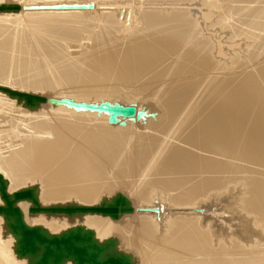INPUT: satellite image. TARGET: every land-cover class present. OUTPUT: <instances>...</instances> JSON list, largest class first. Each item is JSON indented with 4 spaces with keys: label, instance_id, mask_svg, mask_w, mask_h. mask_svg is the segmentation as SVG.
Masks as SVG:
<instances>
[{
    "label": "bare ground",
    "instance_id": "1",
    "mask_svg": "<svg viewBox=\"0 0 264 264\" xmlns=\"http://www.w3.org/2000/svg\"><path fill=\"white\" fill-rule=\"evenodd\" d=\"M149 1L0 0V264H264V0Z\"/></svg>",
    "mask_w": 264,
    "mask_h": 264
},
{
    "label": "water",
    "instance_id": "2",
    "mask_svg": "<svg viewBox=\"0 0 264 264\" xmlns=\"http://www.w3.org/2000/svg\"><path fill=\"white\" fill-rule=\"evenodd\" d=\"M19 5H1L0 8H12V9H17ZM4 90L8 91L10 94L16 95L18 98H23L24 99V103L28 106H32L35 104H39L40 102H45L47 100V98L45 96L42 95H37V94H30V93H25V92H18V91H14V90H9L4 88ZM107 103V102H106ZM101 105V103H100ZM111 109H107L108 113L110 114V119L112 118L111 116V112L116 115V116H123V117H132L136 110L135 107L133 105H128V106H123V105H119V104H112L110 105ZM117 120V119H116ZM111 121V122H117V121ZM0 192H1V197L3 199L6 200L7 204H10V200H8V196L5 192V186L4 183L0 177ZM31 196V192L30 190L26 189V190H20V191H16L14 193V199H20V198H26V197H30ZM125 203V199L122 196H118L117 198H115V200L113 201V203H110L108 205H96V206H88V207H83V206H63V207H53V208H40V207H31L30 210L31 211H38V210H43V209H47V210H61V211H65V212H72V211H77L80 210L82 212H99L102 214H110L113 217H117V214L119 211H130L131 208L129 206H125L120 208L119 205L122 204L124 205ZM11 205V204H10ZM16 210V208L13 207L12 211ZM21 234H20V238L19 241L21 242V253L25 254L27 252H35V247H34V242L38 241L40 243H50V244H54L56 247H58L60 244L63 245H67L68 243H71V241L67 238H52V239H47L43 236H41L38 232V230L34 227H24L23 225L21 226ZM87 241L89 242V240L92 238L91 235H87ZM83 237L78 235V234H74L73 239L75 240H81ZM84 239V238H83ZM91 245V247L94 249L95 248V243L92 241L90 243H88V247ZM45 249L47 250V252L51 251V245L49 244H45L44 245ZM73 253L77 255V260L79 263H84L87 262L89 260L88 257H86V253H85V248L83 247H73ZM96 254L95 253H91L90 254V258L91 259H95ZM60 257H57L56 255L53 257L54 261L59 260ZM39 264H44L43 262H39ZM93 264H125V262L122 263V260H120L117 257H108V258H104V259H100L98 261H95Z\"/></svg>",
    "mask_w": 264,
    "mask_h": 264
},
{
    "label": "rangeland",
    "instance_id": "3",
    "mask_svg": "<svg viewBox=\"0 0 264 264\" xmlns=\"http://www.w3.org/2000/svg\"><path fill=\"white\" fill-rule=\"evenodd\" d=\"M14 1H20L21 2V0H14ZM23 1V0H22ZM156 0H150L149 2V4H145V5H147V8L148 9H153V10H157V8H163V7H168V5L167 4H162L161 3V1L160 0H157V2H159L160 1V4L159 3H157L156 4V2H155ZM169 2V0H164L163 2ZM131 2V1H130ZM151 2H152V4H151ZM154 3V4H153ZM156 4V5H155ZM160 5H161V7H160ZM163 5V6H162ZM151 6V7H150ZM158 6V7H157ZM194 9H197V8H195L194 7ZM86 18H87V16H89V15H84ZM90 17V16H89ZM133 202H135L134 200H133ZM214 202H217V200L216 201H214ZM155 214H157V216H159V215H161L162 214V212H156ZM165 226L167 225V224H164ZM163 227V226H162ZM163 228H165V227H163ZM164 230V229H163Z\"/></svg>",
    "mask_w": 264,
    "mask_h": 264
},
{
    "label": "clouds",
    "instance_id": "4",
    "mask_svg": "<svg viewBox=\"0 0 264 264\" xmlns=\"http://www.w3.org/2000/svg\"><path fill=\"white\" fill-rule=\"evenodd\" d=\"M69 264H71V262H69Z\"/></svg>",
    "mask_w": 264,
    "mask_h": 264
}]
</instances>
